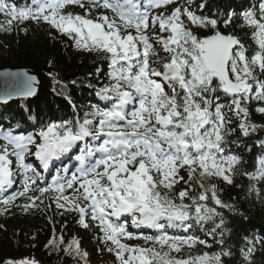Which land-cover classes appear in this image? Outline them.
Listing matches in <instances>:
<instances>
[{"label": "snow or ice", "instance_id": "6c2138e0", "mask_svg": "<svg viewBox=\"0 0 264 264\" xmlns=\"http://www.w3.org/2000/svg\"><path fill=\"white\" fill-rule=\"evenodd\" d=\"M206 6L194 10L189 0H31L18 7L0 0V13L7 17L0 31L11 32L14 21L43 23L108 66L107 82L96 90L103 107L92 104L81 117L65 95L73 120L51 121L34 134H23L19 126L20 134L11 127L0 130V190L12 187L18 176L22 183L21 191L0 201L5 206L0 213L18 197L29 201L22 211L38 208L36 201L53 193L47 207L54 203L60 215L75 213L84 229L91 221L117 264H225L223 257L233 256L223 248L193 255L197 245H211L169 232L189 233L211 222L212 233L221 230L223 236L221 210L236 214L237 209L221 199L215 181L233 185L239 173L251 182L248 196L255 193L257 199L262 194L257 185L264 183V139L255 142L260 154L252 171L239 172L242 158L229 147L236 143L229 137L237 128L243 137L264 131L250 110L255 102L254 111L264 115V0L240 13L229 10L223 18L204 14ZM234 18L242 19L251 44L221 29ZM96 71L99 77L101 69ZM7 75L15 83L0 90V104L37 94L36 76ZM76 149L78 166L71 177L58 170L47 183L41 170L71 159ZM129 219L140 232L129 230ZM244 239V264H254L257 245L264 250V236ZM132 240L143 244L128 243ZM46 247L87 264L79 239L65 244L55 229ZM5 264L39 262L25 258Z\"/></svg>", "mask_w": 264, "mask_h": 264}, {"label": "trees", "instance_id": "16d2710c", "mask_svg": "<svg viewBox=\"0 0 264 264\" xmlns=\"http://www.w3.org/2000/svg\"><path fill=\"white\" fill-rule=\"evenodd\" d=\"M9 2L17 4L18 7L31 4V0H9ZM189 2L194 5V10H198L200 4L206 3L204 14L216 13L223 18L227 11L234 10L240 13L258 4L259 0H189ZM71 10L83 11L78 7H73ZM6 19L7 17L0 13V23L5 22ZM242 25V19L234 18L227 29H224L223 25L221 29L233 31L246 44H251V40L246 36L247 29ZM5 67L31 69L38 79V91L31 100L24 102L28 107L20 114L9 110L3 111V116L6 118L0 119V129H5L9 125H22L26 127L23 134H34L51 121L73 120L74 110L65 99V95L71 96L76 105V113L81 117L84 112L91 110L92 104L100 103L103 107V102L96 96V90L102 82H107V61L96 53L78 50L72 40L56 33L46 24L14 21L11 32L0 31V69ZM97 68L101 69L99 77ZM49 73L54 74L61 83H54ZM71 81L76 83L72 84ZM62 85H67V88L62 89ZM255 106V102L250 106L251 119L257 124H264V115L256 113ZM23 118L29 120L23 123ZM229 139L236 141L229 145L231 152L242 158L239 172L252 171L255 158L260 154V149L255 142L257 139H264V131L250 137H243L237 128ZM29 158L28 162H32ZM215 182L221 189V199L226 203L234 204L237 209L236 214L226 209L221 210L225 214L226 221L223 236L220 234L221 230L212 233L214 225L211 222L203 226L196 225L189 233H182L178 229H170L169 232L170 234H191L211 245L210 248L197 245L191 250L193 255L205 251L218 252L223 248L233 253L232 257H223L225 264H244L240 253V249L246 246L244 238L264 236V183L257 185L262 193L261 198L257 199L255 193L248 196V186L251 182L239 173L233 185ZM27 195L36 196L39 193L29 192ZM52 195L54 194H45L41 197L42 203L36 201L39 207L29 211H22L20 207L29 202L27 198L18 197L12 205L8 206L7 212L0 213V264L25 258L35 259L39 264H84V261L78 258L46 247L53 237V229L57 237L63 235L65 244L73 238L79 239L82 250L90 253L92 259L101 260L103 264H114L112 253L106 251L105 245L99 239L101 234L96 232L91 222V226L84 229L76 223L75 213L60 215V210L55 208L54 203L50 208L47 207L51 203L49 197ZM3 199L0 198V201ZM4 207L3 203H0V208ZM145 232L152 234V230H145ZM221 240L223 243H219ZM136 244H143V241L140 240ZM257 248L254 264H264V250H259V245Z\"/></svg>", "mask_w": 264, "mask_h": 264}, {"label": "water", "instance_id": "95a60500", "mask_svg": "<svg viewBox=\"0 0 264 264\" xmlns=\"http://www.w3.org/2000/svg\"><path fill=\"white\" fill-rule=\"evenodd\" d=\"M27 72L29 75H34L33 71L29 68H1L0 69V90L6 88V87H11L14 86V80L11 76L7 75L9 73H23ZM37 86V85H36ZM31 98V97H29ZM18 98H14L12 101L17 100Z\"/></svg>", "mask_w": 264, "mask_h": 264}, {"label": "rangeland", "instance_id": "374dc122", "mask_svg": "<svg viewBox=\"0 0 264 264\" xmlns=\"http://www.w3.org/2000/svg\"><path fill=\"white\" fill-rule=\"evenodd\" d=\"M7 110H9V111L14 110L15 112L20 113L22 111V106L21 105L20 106H13L12 105V106H7V107L2 106V108H0V119L4 117L3 116V111H7ZM24 122H26L25 118H23V123ZM128 243L134 244L133 242H129V241H128ZM95 264H101V263H99V261H96Z\"/></svg>", "mask_w": 264, "mask_h": 264}]
</instances>
